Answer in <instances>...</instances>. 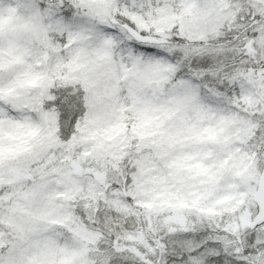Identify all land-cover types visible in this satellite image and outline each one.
Listing matches in <instances>:
<instances>
[{
    "label": "snow or ice",
    "instance_id": "obj_1",
    "mask_svg": "<svg viewBox=\"0 0 264 264\" xmlns=\"http://www.w3.org/2000/svg\"><path fill=\"white\" fill-rule=\"evenodd\" d=\"M175 77L172 111L226 99L264 155V0H0V198L17 197L0 222L18 233L44 204L37 220L81 242L71 264H264V167L223 187L224 162L189 157L152 199L150 160L123 167L147 139L128 143L125 114ZM0 264H23L4 233Z\"/></svg>",
    "mask_w": 264,
    "mask_h": 264
},
{
    "label": "clouds",
    "instance_id": "obj_2",
    "mask_svg": "<svg viewBox=\"0 0 264 264\" xmlns=\"http://www.w3.org/2000/svg\"><path fill=\"white\" fill-rule=\"evenodd\" d=\"M184 75L196 79L191 73L185 72ZM178 81L179 77H175L157 92L147 89L146 96L151 102L148 111H143L144 105L138 104L125 114L128 128L124 135L128 137V143L141 142L136 135L138 131L147 134V139L142 142L145 144L143 151L137 152L132 148L123 164L126 171L131 173L134 160L144 157L150 160V170L145 176L151 179L144 185L146 190L138 193L141 199H152L166 182L174 183L172 174L177 171L175 165L194 162L189 161V157L203 159L205 163L217 168L224 162L220 181L223 187H227L233 179H239L240 175L247 176L257 166L264 167V155L257 158L252 151V144L245 131V122L249 117L244 110L234 109L226 99L212 97V103L216 106L212 112H202L191 103L179 111H172L175 97L182 91ZM124 95H127L126 90ZM166 110L171 114L166 115ZM209 150L211 155H208ZM197 185V180L188 179L181 184V188L191 191ZM10 191L7 187L0 189L4 197ZM16 198L15 195L11 199L0 198V217L6 219L12 214L10 208L14 206ZM65 203L67 201L63 199L54 201L53 211L61 212V206ZM72 203L73 212L79 214L84 210L83 200H74ZM44 207V204L37 203L31 205V213L16 212L15 223L21 227V231L14 232L9 224L0 222V233H4L6 238L18 240L23 264H33L32 258H37L40 264H71V252L81 242L66 228L37 220Z\"/></svg>",
    "mask_w": 264,
    "mask_h": 264
}]
</instances>
